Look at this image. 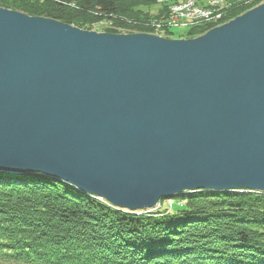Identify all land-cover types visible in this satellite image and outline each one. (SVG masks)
<instances>
[{"label":"water","instance_id":"95a60500","mask_svg":"<svg viewBox=\"0 0 264 264\" xmlns=\"http://www.w3.org/2000/svg\"><path fill=\"white\" fill-rule=\"evenodd\" d=\"M131 212L264 193V3L192 39L79 29L0 7V174Z\"/></svg>","mask_w":264,"mask_h":264},{"label":"trees","instance_id":"16d2710c","mask_svg":"<svg viewBox=\"0 0 264 264\" xmlns=\"http://www.w3.org/2000/svg\"><path fill=\"white\" fill-rule=\"evenodd\" d=\"M260 3L236 6L224 22ZM155 4L0 0L4 9L87 31L102 21H121L125 31H95L110 34L153 35L151 23L167 16L150 12ZM212 28L189 29L176 38H196ZM172 201L136 215L54 177L1 173L0 264H264V194L197 191Z\"/></svg>","mask_w":264,"mask_h":264},{"label":"built area","instance_id":"2783aa9c","mask_svg":"<svg viewBox=\"0 0 264 264\" xmlns=\"http://www.w3.org/2000/svg\"><path fill=\"white\" fill-rule=\"evenodd\" d=\"M261 0H211L207 7H201L196 0H184L181 3L168 4L166 18H161L154 24V31L160 37L167 36L173 27L198 28L212 26L213 28L223 25L230 11L238 5H251ZM168 2V1H166ZM212 28V29H213Z\"/></svg>","mask_w":264,"mask_h":264},{"label":"rangeland","instance_id":"374dc122","mask_svg":"<svg viewBox=\"0 0 264 264\" xmlns=\"http://www.w3.org/2000/svg\"><path fill=\"white\" fill-rule=\"evenodd\" d=\"M166 1H168V2H166ZM182 1H184V0H157V4H155L154 6H152L150 12L155 13V12L158 11V14H160V15L163 14V13L166 14L168 12V9L166 8L165 9L166 12H163L164 11V8L163 7L164 6H168L167 3L168 4H175V3H178V2L181 3ZM196 1H197L198 5H200L201 7H207L208 4L211 2V0H196ZM262 3H264V0H261V3L260 4H262ZM255 4L256 3L254 2L251 5H255ZM253 8H255V6H253ZM230 13H231V11H230ZM230 13H229V15H230ZM119 18H121V20H123V18L121 16H119ZM95 27H93V29L95 28L96 30L94 29L93 31H100V30H106V29H108V30L109 29L110 30L113 29L114 31H117V30H123V31H125L124 25L122 24L121 21H118V20H115L113 22H108V21L105 22V21H102V22L97 23V25H95ZM151 28L157 30L156 27L155 28L152 27V23H151ZM189 29H193V28H191V27H185V28L184 27H173L169 32L171 34H175V35H172V37L171 36H167V37L164 36L163 38H167V39H177L176 37L185 36L186 33L189 31ZM153 35L158 36L160 34L157 31H155ZM179 39H184V38H179ZM188 193H194V192H188ZM96 198L98 200L103 201L104 203L108 204L110 207H112V205L109 204L106 200H104V199H102L100 197H96ZM179 198H180V196L179 197L170 198L169 200L163 199V200H161L159 206L155 210L160 209L161 208V204H163L165 202L167 203V205H173V201L172 200L173 199H179ZM181 205H183V204H181ZM125 211H128V210H125ZM128 212L129 213H132V214H136V215H145V214H148V213H152L153 211L150 210V211H137V212L128 211Z\"/></svg>","mask_w":264,"mask_h":264},{"label":"bare ground","instance_id":"6f19581e","mask_svg":"<svg viewBox=\"0 0 264 264\" xmlns=\"http://www.w3.org/2000/svg\"><path fill=\"white\" fill-rule=\"evenodd\" d=\"M246 13H247V12H246ZM224 24H225V23H224ZM224 24H223V25H224ZM87 195H88V194H87ZM89 196H90V195H89Z\"/></svg>","mask_w":264,"mask_h":264}]
</instances>
